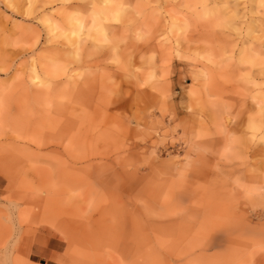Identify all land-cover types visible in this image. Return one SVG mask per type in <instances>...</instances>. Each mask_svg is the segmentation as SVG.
Masks as SVG:
<instances>
[{"label":"rangeland","instance_id":"rangeland-1","mask_svg":"<svg viewBox=\"0 0 264 264\" xmlns=\"http://www.w3.org/2000/svg\"><path fill=\"white\" fill-rule=\"evenodd\" d=\"M0 264H264V0H0Z\"/></svg>","mask_w":264,"mask_h":264},{"label":"crops","instance_id":"crops-1","mask_svg":"<svg viewBox=\"0 0 264 264\" xmlns=\"http://www.w3.org/2000/svg\"><path fill=\"white\" fill-rule=\"evenodd\" d=\"M1 187V186H0Z\"/></svg>","mask_w":264,"mask_h":264}]
</instances>
